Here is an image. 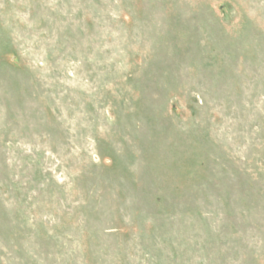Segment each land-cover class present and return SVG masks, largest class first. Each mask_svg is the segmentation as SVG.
Returning a JSON list of instances; mask_svg holds the SVG:
<instances>
[{"label":"rangeland","instance_id":"obj_1","mask_svg":"<svg viewBox=\"0 0 264 264\" xmlns=\"http://www.w3.org/2000/svg\"><path fill=\"white\" fill-rule=\"evenodd\" d=\"M0 264H264V0H0Z\"/></svg>","mask_w":264,"mask_h":264}]
</instances>
